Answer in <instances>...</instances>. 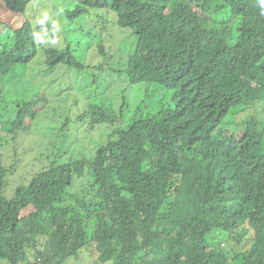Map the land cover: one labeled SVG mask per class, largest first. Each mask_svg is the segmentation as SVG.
I'll return each instance as SVG.
<instances>
[{"label": "trees", "instance_id": "trees-1", "mask_svg": "<svg viewBox=\"0 0 264 264\" xmlns=\"http://www.w3.org/2000/svg\"><path fill=\"white\" fill-rule=\"evenodd\" d=\"M2 2L25 16L33 0ZM63 8L58 45L44 43L56 40L49 20L36 33L28 18L16 29L0 22V149L15 150L50 91L64 101L47 114L61 127L43 129L66 158L29 162L41 171L19 178L9 199L17 168L0 157V264H67L90 245L96 264H264V120L252 110L264 112L259 0ZM104 11L128 29L116 46L83 24ZM121 50L126 59L109 66ZM76 87L102 96L81 108Z\"/></svg>", "mask_w": 264, "mask_h": 264}, {"label": "rangeland", "instance_id": "rangeland-1", "mask_svg": "<svg viewBox=\"0 0 264 264\" xmlns=\"http://www.w3.org/2000/svg\"><path fill=\"white\" fill-rule=\"evenodd\" d=\"M67 3V0H33V2L29 5L27 9V14L25 16H22L21 14H13L9 12L2 2L0 4V22L4 25L10 24L15 29L19 28L23 25L26 18H28L32 24H33V31L38 30L41 26L48 25V22L46 20L51 21L49 31L50 34L53 35V37L56 39L53 40H45L44 43L46 46L50 45H58L59 42H62L65 40V25L67 24L66 21H63L59 18L58 12H63V6ZM57 11V12H56ZM47 16V18H45ZM16 17L23 18V20L20 24H18V20ZM220 17L227 18V14L223 13ZM42 21V22H41ZM86 26L94 27L98 33L101 34L103 38V44L108 45H118L120 42H122L125 37L127 36V30L128 29H120L117 26V18L115 16V13H110L107 11L94 13L93 16H87L85 21L83 22ZM72 34V33H71ZM37 37L40 36V33L37 31ZM41 40H38V43H40ZM42 45V44H41ZM40 45V46H41ZM94 52L91 50L88 54V56L93 55ZM125 52L117 51L114 54L113 58H110L108 60V65L114 66V60L117 58H123L126 59ZM65 80H70L69 77H65ZM106 80L108 81H116V77L114 75L108 74L106 76ZM93 88L88 87L84 91L79 90L77 87L72 91L73 93L77 94L78 101L81 108L87 109V103L88 101L94 100L95 98H99L102 96L101 91L92 92ZM47 96L49 97V104L51 106L48 107V109L45 111L44 114L40 113L38 114V117L34 120H31L30 118L26 119V124L29 127L28 131H26L21 138H19V142L16 145V148L14 150V144H10L6 146L5 148L0 149V157L2 156V162L3 164L8 168H17L15 170L14 175L10 177V182L12 185L8 188V194L12 198L15 191L14 188L19 182V178H26L27 180L26 184L32 179V177L37 173L40 172L42 169L41 164L43 163L45 166L55 163V162H65V159H56L57 158V152L56 149H59L60 147H56L55 144L50 143L51 139L48 136V132L46 129H43L46 124H49V122L53 121L52 124H58L59 127H61L60 122H54L55 117L51 115H47L49 111L52 110V106H60L63 104V100H54V96H50V91L47 92ZM44 106V103L41 104L40 107L42 108ZM252 110L258 114L259 118L264 120V112L258 109L257 107L252 108ZM79 113V111L77 112ZM232 114H229L228 119L232 118ZM240 119V120H239ZM236 120V119H235ZM239 120V121H238ZM236 120V122L240 123L242 120H244V114L240 116ZM232 129L229 128L228 132H231ZM242 135V131L239 132V137ZM35 161L36 164L33 165L37 167L38 169L31 168L28 165L29 162ZM32 165V164H31ZM18 174V175H17ZM14 191V193H13ZM13 194V195H12ZM32 208H28L22 211V215L28 214ZM225 246H227V243H225ZM100 254L97 253L95 249V245H90L86 249H83L79 256L73 258L71 261H69L67 264H96L97 259L100 260ZM2 264H6L5 261H1ZM99 264H105L100 262Z\"/></svg>", "mask_w": 264, "mask_h": 264}, {"label": "clouds", "instance_id": "clouds-1", "mask_svg": "<svg viewBox=\"0 0 264 264\" xmlns=\"http://www.w3.org/2000/svg\"><path fill=\"white\" fill-rule=\"evenodd\" d=\"M259 6H260V9H261V15H264V0H259ZM45 18H47V16H45ZM118 28H120V27H118ZM120 29H122V28H120ZM33 36H35V33H33Z\"/></svg>", "mask_w": 264, "mask_h": 264}]
</instances>
